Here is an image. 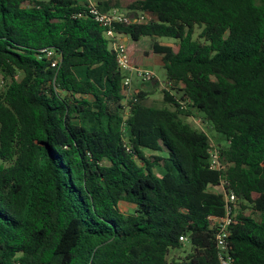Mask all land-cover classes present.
I'll return each mask as SVG.
<instances>
[{
	"label": "trees",
	"instance_id": "trees-1",
	"mask_svg": "<svg viewBox=\"0 0 264 264\" xmlns=\"http://www.w3.org/2000/svg\"><path fill=\"white\" fill-rule=\"evenodd\" d=\"M96 2L152 16L114 29L154 40L128 50L139 68L162 57L164 105L123 86L110 27L81 1L0 0V264H221L222 186L239 200L232 263L264 264V0ZM196 114L227 141L222 171Z\"/></svg>",
	"mask_w": 264,
	"mask_h": 264
},
{
	"label": "built area",
	"instance_id": "built-area-1",
	"mask_svg": "<svg viewBox=\"0 0 264 264\" xmlns=\"http://www.w3.org/2000/svg\"><path fill=\"white\" fill-rule=\"evenodd\" d=\"M40 1V0H35ZM83 2L86 5L87 14L91 15L94 20L105 26H109V30L106 33V36L111 42V48L115 52L119 69L124 75L123 86L130 92V87L132 85V78L128 76V73L134 72L142 81L152 82L155 80V74L146 69L135 67L131 62L128 45L123 40L125 36L118 34L114 25L120 24L124 26L135 25V24H148L152 16L145 13H132L124 12L118 9H112L109 12H101L97 6L95 0H78ZM83 13L79 15L82 17ZM45 55L48 59L52 60V67L56 68L61 62L60 56L53 50L47 49L44 50ZM170 84L165 86L169 90ZM210 169L213 171H222L225 169V166L221 162L220 152L216 146L212 144V149H210ZM223 188L224 187H220ZM225 191V189H224ZM225 201H226V215L224 218L216 219V228H217V242L218 248L220 249V262L221 264H233L231 258L228 255L229 252V237L231 236V227L234 224L235 211L238 208L239 200L235 193H227L225 191ZM186 237H181V241L185 242Z\"/></svg>",
	"mask_w": 264,
	"mask_h": 264
},
{
	"label": "rangeland",
	"instance_id": "rangeland-1",
	"mask_svg": "<svg viewBox=\"0 0 264 264\" xmlns=\"http://www.w3.org/2000/svg\"><path fill=\"white\" fill-rule=\"evenodd\" d=\"M201 33L200 29L196 30L195 38H198V35ZM157 41L161 42L162 44L166 45H173V47H176V42L173 39L170 38H161L157 39ZM154 40L151 38H143L138 45L135 47L136 49H139L143 52L151 50V46L153 44ZM134 54V51H133ZM132 55V51H131ZM147 66H144L146 69L152 71L155 74V80L152 82H144L142 79H140L134 72L128 73L127 75L132 78V85L130 87V91H135L138 89H145L144 91L147 94V99H146V104L149 106H154V107H163L164 105V94L162 90H159V86L161 84H164V86H167V73L166 70L164 69L163 62H162V57L161 56H155L147 61L146 63ZM143 68V67H141ZM20 79L22 77L20 76ZM160 84V85H159ZM7 86V81L4 80V78L1 76L0 77V89L1 90H6ZM185 121L191 123L194 127L201 131H205L208 136L211 138V141L214 146L216 145H227V141L225 140L224 136L218 134L212 126L203 119L202 114H196V117L194 118H184ZM149 153V152H148ZM150 154V153H149ZM215 193H221L224 194L225 191L223 188H212L211 189ZM122 208L123 211L125 212H132L134 210V205L130 203H122ZM246 213L249 214V210H246ZM191 246L188 243H185L183 246L182 252H190ZM176 253V257L184 256V253Z\"/></svg>",
	"mask_w": 264,
	"mask_h": 264
},
{
	"label": "crops",
	"instance_id": "crops-1",
	"mask_svg": "<svg viewBox=\"0 0 264 264\" xmlns=\"http://www.w3.org/2000/svg\"><path fill=\"white\" fill-rule=\"evenodd\" d=\"M95 2H96V0H95ZM83 3V2H82ZM97 3V2H96ZM126 43H127V45L129 46V48H131V49H133L134 47H136V44L134 45L133 44V42H131L130 41V39L128 38V37H124V39H123ZM133 52V51H132ZM158 56V55H157ZM150 60V58L149 59H147V60H144L143 61V68H145L144 66H147L146 65V62L147 61H149ZM152 60V59H151ZM146 68H148V67H146ZM160 85V84H159ZM160 88H159V90H162L163 88H165V86H164V84H161V86H159ZM143 90H145V89H143ZM132 92V91H131Z\"/></svg>",
	"mask_w": 264,
	"mask_h": 264
}]
</instances>
